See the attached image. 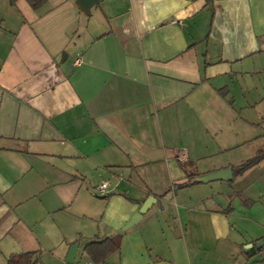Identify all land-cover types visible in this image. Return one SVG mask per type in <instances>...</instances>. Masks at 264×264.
<instances>
[{"label": "crops", "instance_id": "1", "mask_svg": "<svg viewBox=\"0 0 264 264\" xmlns=\"http://www.w3.org/2000/svg\"><path fill=\"white\" fill-rule=\"evenodd\" d=\"M258 105L264 0H0V264L118 236L103 264H264V159L170 188L264 147Z\"/></svg>", "mask_w": 264, "mask_h": 264}, {"label": "trees", "instance_id": "2", "mask_svg": "<svg viewBox=\"0 0 264 264\" xmlns=\"http://www.w3.org/2000/svg\"><path fill=\"white\" fill-rule=\"evenodd\" d=\"M11 4H15L17 0H9ZM32 9H38L43 6L46 0H26ZM196 1V0H191ZM205 6L211 8L213 0H203ZM264 159V147L258 149L252 157L244 161L243 163L232 167L233 179L241 176L247 170L257 165L261 160ZM182 167L186 171L185 180L180 183H174L170 188L179 190L192 185L200 184L202 182L197 181L196 177L200 176L198 172L193 169H187L185 165ZM230 179V182L233 181ZM166 192V191H165ZM264 240V237H263ZM120 248V236L118 237H103L97 238L84 246V251L88 256L90 262L94 264L104 263L107 258L118 251ZM34 252H23L17 254H11L6 259V264H33Z\"/></svg>", "mask_w": 264, "mask_h": 264}, {"label": "rangeland", "instance_id": "3", "mask_svg": "<svg viewBox=\"0 0 264 264\" xmlns=\"http://www.w3.org/2000/svg\"><path fill=\"white\" fill-rule=\"evenodd\" d=\"M260 109L263 110L264 107L261 105H258L256 107V111L250 112V115L256 116L257 115L256 112L260 111ZM238 128L244 129V132L248 133L247 129L244 128V126H242V127L237 126V129ZM259 144H260V142H256L254 140H251L249 143L246 144V146H243V147L238 148V149L237 148L231 149L225 153L218 154V156L224 157L225 159L233 161V162H237V160H239L240 158H245L243 156H246L248 154H249L248 156H250L253 153L254 149L260 147ZM215 157H213V158H215ZM191 166H194V165H192V164L188 165L189 168ZM185 167L187 168V165H185ZM80 245L82 246L83 244H77V243L75 244L74 248L71 249V255H51L52 253H45V255H38L39 261L36 262L35 264H86L90 260L84 251V247L82 249V248H80ZM48 254H50V255H48ZM87 258H88V260H87ZM90 264H94V263L90 262ZM99 264H103V263H99Z\"/></svg>", "mask_w": 264, "mask_h": 264}, {"label": "water", "instance_id": "4", "mask_svg": "<svg viewBox=\"0 0 264 264\" xmlns=\"http://www.w3.org/2000/svg\"><path fill=\"white\" fill-rule=\"evenodd\" d=\"M98 0H77L81 10L84 13H88L90 8L96 5ZM232 178L231 168L220 169L212 171L203 175L196 177L197 181L202 183L212 181V180H225L228 181ZM153 198L147 199L142 206L139 208L138 212L133 215V217L126 224V228L133 226L141 218L142 214L146 212L153 203Z\"/></svg>", "mask_w": 264, "mask_h": 264}, {"label": "built area", "instance_id": "5", "mask_svg": "<svg viewBox=\"0 0 264 264\" xmlns=\"http://www.w3.org/2000/svg\"><path fill=\"white\" fill-rule=\"evenodd\" d=\"M106 188H107L106 183H100V184L97 186V192H98L100 195H102V194L105 192Z\"/></svg>", "mask_w": 264, "mask_h": 264}]
</instances>
